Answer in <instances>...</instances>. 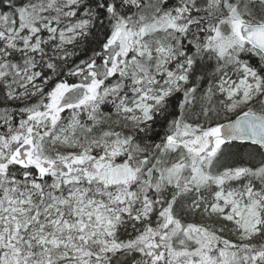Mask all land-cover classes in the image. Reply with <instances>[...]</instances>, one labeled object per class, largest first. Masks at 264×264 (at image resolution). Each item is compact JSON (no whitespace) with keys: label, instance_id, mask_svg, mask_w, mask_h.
<instances>
[{"label":"snow or ice","instance_id":"6c2138e0","mask_svg":"<svg viewBox=\"0 0 264 264\" xmlns=\"http://www.w3.org/2000/svg\"><path fill=\"white\" fill-rule=\"evenodd\" d=\"M0 264H264V0H0Z\"/></svg>","mask_w":264,"mask_h":264}]
</instances>
